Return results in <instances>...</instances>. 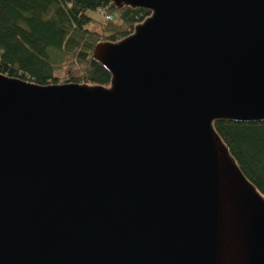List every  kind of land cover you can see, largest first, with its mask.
I'll list each match as a JSON object with an SVG mask.
<instances>
[{
  "label": "water",
  "instance_id": "obj_1",
  "mask_svg": "<svg viewBox=\"0 0 264 264\" xmlns=\"http://www.w3.org/2000/svg\"><path fill=\"white\" fill-rule=\"evenodd\" d=\"M149 14L108 84L0 71V264H264V195L215 128L264 120V0Z\"/></svg>",
  "mask_w": 264,
  "mask_h": 264
},
{
  "label": "trees",
  "instance_id": "obj_2",
  "mask_svg": "<svg viewBox=\"0 0 264 264\" xmlns=\"http://www.w3.org/2000/svg\"><path fill=\"white\" fill-rule=\"evenodd\" d=\"M99 8L112 18L93 17ZM148 14L144 7L116 9L111 0H0V71L41 84H108L110 72L92 56L94 44L127 35ZM91 21L100 28H90ZM55 68L62 76L53 74ZM214 125L264 195V120L219 119Z\"/></svg>",
  "mask_w": 264,
  "mask_h": 264
},
{
  "label": "rangeland",
  "instance_id": "obj_3",
  "mask_svg": "<svg viewBox=\"0 0 264 264\" xmlns=\"http://www.w3.org/2000/svg\"><path fill=\"white\" fill-rule=\"evenodd\" d=\"M90 13H91L92 16L95 17L96 19H104L98 11H91ZM89 27H90V28H93V29H99V28H100V26H99V24H98L97 21H91V22L89 23ZM53 74H54L55 76H62V74H63V69H62V68H55L54 71H53Z\"/></svg>",
  "mask_w": 264,
  "mask_h": 264
},
{
  "label": "built area",
  "instance_id": "obj_4",
  "mask_svg": "<svg viewBox=\"0 0 264 264\" xmlns=\"http://www.w3.org/2000/svg\"><path fill=\"white\" fill-rule=\"evenodd\" d=\"M97 11L101 14V16H102L105 20H107V19H111V18H112V14L106 12L103 8H99Z\"/></svg>",
  "mask_w": 264,
  "mask_h": 264
}]
</instances>
